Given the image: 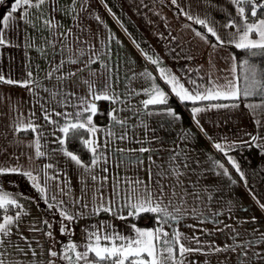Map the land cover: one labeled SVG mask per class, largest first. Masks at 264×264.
Listing matches in <instances>:
<instances>
[{"label":"crops","instance_id":"crops-1","mask_svg":"<svg viewBox=\"0 0 264 264\" xmlns=\"http://www.w3.org/2000/svg\"><path fill=\"white\" fill-rule=\"evenodd\" d=\"M69 5L71 0H52L43 6V19H53L58 25L51 29L37 20L35 9L30 10L29 17L35 27L15 13L14 21L5 29L7 43L0 46V76L32 81L26 87L0 81V169H19L0 173V191L15 197L26 213L18 223L19 231L13 225L7 238L8 259L20 264H47L53 259L48 255L50 250L62 253L70 241H52L47 235L52 221L56 226L59 221L66 222L61 210L75 215L69 227L76 237L84 239L83 243L87 242L88 231L101 222L122 234H134L128 218L118 219L106 212L96 215L94 209L101 202H112L119 206V214L126 216L124 196L139 180L143 182L141 190L145 184L154 190L162 184L170 194L179 182L175 190L188 193L182 201L179 197L172 200L175 207L169 210L179 218L163 225L169 233L175 230L188 238L199 237L203 251L186 254L185 264H264V259L255 255L264 254V209L260 206L264 204V149L256 146L264 145V107L246 106L261 100L184 101L189 103L186 106L159 75V69H164L192 92L212 87L209 80L223 87L239 76L238 69L232 71L237 64L233 60L234 46L213 47L216 40L197 35L183 14L205 19L222 40H228L235 30L226 29L224 24L230 15L239 20L235 7L229 0H211V4L207 0H176L173 5L184 19L163 0H86L82 9L77 0L72 6L76 12L67 11ZM53 7L58 10L53 12ZM144 53L158 64L151 63ZM146 73H151L154 80ZM153 82L165 92L167 102L173 100L175 105L144 108L142 101L148 98L144 90H150ZM90 85L97 94L107 92L119 97L115 104L109 100L113 104L110 113L125 124H116L110 116L104 125L93 123L99 129V159L92 167L90 152V162L84 164L91 170L86 172L61 150H67L58 143L63 135L58 126L63 125L65 117L55 113L82 112L81 102L92 100ZM193 107L205 111L194 118ZM169 109L175 115H169ZM45 110L52 113L56 124L44 120ZM87 115L90 113H84ZM21 120L25 124L31 120L38 126V133H17L15 128ZM249 134L259 138L252 146L243 143L249 140ZM37 140L44 156H36ZM215 143L222 144L224 151H218ZM141 148L146 151L141 152ZM228 157L236 161L239 172ZM47 164L53 168L45 169ZM174 169L181 173L179 177ZM224 169L228 176L223 175ZM45 171L49 175L59 173L58 180L46 181ZM23 172L37 178L36 183L45 189L43 195ZM25 181L33 188L36 201L22 192L15 193ZM17 211L10 215L15 216ZM157 226L155 216L153 228L136 227L151 230ZM33 227L37 230H31ZM21 234L37 253L35 257L19 238ZM81 242H73L79 251L84 250ZM185 243L197 247L194 242ZM17 244L27 255L16 251ZM216 247L222 251H214ZM56 264L65 261L57 258Z\"/></svg>","mask_w":264,"mask_h":264},{"label":"snow or ice","instance_id":"snow-or-ice-1","mask_svg":"<svg viewBox=\"0 0 264 264\" xmlns=\"http://www.w3.org/2000/svg\"><path fill=\"white\" fill-rule=\"evenodd\" d=\"M4 0H0V3H3ZM173 4L176 3V0H172ZM211 4V0H207ZM229 2L235 7L236 13L239 16V20L235 17L229 16L228 21L224 24L226 29H234L235 31L230 35L228 40H222L220 35L217 33L214 27L209 26L205 19H200L199 17H193L187 12L183 14L195 23L202 25L207 29V32L215 37L216 44H213V47L227 46L229 44L233 45L238 50H243L248 53L250 57L264 56V12H261L264 9V0H229ZM52 3V0H14L10 10L0 19V46L5 45L7 40L5 38V29L10 26L14 21V14L19 12L20 19L24 21L27 25H32V21L29 17L32 15L30 12L31 9H35L39 16L37 20L42 22L45 27L51 29L58 26L53 22V19H43L44 10L43 6L45 4ZM77 3V0H71V5L68 6L67 11L76 12V8L72 7ZM81 9L86 3V0H79ZM58 9L56 7L52 8V11L55 12ZM111 12V9H109ZM99 20V17H97ZM35 27V25H32ZM197 35L201 33L197 32ZM145 58L148 59L153 64H158V61L153 59L151 56H148L144 53ZM235 61V57H233ZM71 63H77L76 60L70 61ZM95 63V60L91 61ZM63 63V61L61 62ZM238 68L244 70V84L245 87L241 91L239 86V76H234L233 80H230L226 86H216L211 80L209 83L212 84V87L205 88L203 92H192L185 87L180 80L170 73H167L164 69H159L160 78L170 87L171 92L177 96L181 102L191 101L195 104L197 101L201 100H239L241 96L245 99L251 97H259L261 103L259 104H249L247 107L259 108L264 107V68H260L257 64L253 63L249 59H244L242 63L234 64L232 71L233 73L237 72ZM58 70V69H57ZM82 71V70H81ZM31 77V72L28 73ZM74 76L76 73H70ZM149 79L154 78L151 76V73H146ZM63 79V77L61 78ZM0 81H3L7 84H19L20 86H28L32 81L20 82L12 81L10 79H5L3 76H0ZM191 84H195V81H189ZM199 87V86H197ZM90 93L92 95V100H83L81 102V107L83 111H77L72 114L68 113H55L57 116H64L65 120L62 126H58V130L63 134L58 138L59 145H65L67 140L76 138L77 135L83 130L88 134L87 138L80 137L82 144L89 152L92 153L91 166L95 167L98 163V142L96 140V133L99 131L93 124L92 117L97 112V107L94 101L97 100H110L113 104L117 103L119 99L118 96L109 95L107 92L102 94H97L96 90L89 86ZM139 94V93H137ZM144 94L148 96L147 99L143 100V106L145 109H148L150 105L166 104L167 97L164 91H162L155 82L152 83L151 89H145ZM235 107L236 105H232ZM216 107H229V105H216ZM113 111H116L115 109ZM202 111H205L203 108L193 107L191 112L193 117ZM84 113H90V115L84 116ZM169 115H175L171 109L168 111ZM34 115V114H33ZM52 113H49L47 110L44 112V120L49 124H56L57 122L51 119ZM109 116L112 121L116 124L124 125L125 121L118 119L117 116L109 113ZM178 118V117H177ZM198 123V121H197ZM259 123V121H257ZM32 131L33 133H38V126L34 125L31 120L24 123L21 120L15 131L19 133L20 131ZM203 131V129H201ZM111 135V133H109ZM125 136H121L120 139H125ZM259 138L255 135L249 134V140L243 141V143L252 146ZM36 144V156H44L45 153L40 151V145L38 140ZM264 149V145H256ZM214 147L218 151H224V146L220 143H215ZM65 157L70 158L78 167L83 168L86 172L91 169L84 164L81 158L77 154L62 148ZM141 152L146 151L141 148ZM225 155L227 153L225 152ZM229 163L235 168L238 172L240 171L239 166L236 161L231 157H228ZM187 166V165H185ZM45 169H52L51 164L44 166ZM218 167L223 168L222 164H219ZM19 169L16 168H7L0 169V173H15ZM106 171V169H105ZM177 177L181 175L178 170H175ZM23 175H26L30 180L34 182V187L43 195L45 189L40 187L39 183H36V177L32 175L31 172H23ZM45 179L47 180H58L59 173H54L49 175L47 171L44 173ZM223 175L228 176L229 173L227 169H224ZM151 178V177H150ZM243 173L241 172V179H243ZM93 180L96 177L93 175ZM67 182L65 181V184ZM142 181H134L130 191H128L125 196L124 208L127 210V214L120 215L119 206L109 202L105 205L101 202L95 209L94 214L99 215L100 212H106L110 215H114L118 219H127L128 217H138L142 213H152L156 216L157 227L151 230L140 229L135 225H132L133 233L131 235H125L114 228L111 225H108L104 222H101L99 227L94 228L91 231H88L87 242L83 245L84 250L79 251L78 245L73 242H69L63 249V252H58L55 250H50L48 255L53 259L49 260L47 264H56V259H62L65 261V264H185L186 254L191 252H202L203 248L201 246V241L199 237L193 236L191 238L183 236L179 231H173L171 233L163 230V225L168 224L169 220L175 221L179 217L173 215V212L170 211V207L174 208L172 200L179 197L182 201L184 195L188 193H178L175 188L179 187V182L171 190V193L165 191V185H158L154 190L148 184L144 185V189L141 190L139 185L142 184ZM63 191V189H61ZM116 195H119L117 192ZM167 199L168 203H165ZM264 209V204L260 205ZM50 207H58L57 205H50ZM87 207V204L84 205ZM19 209L15 213V216L9 215V211L12 209ZM0 211L3 215L0 216V264H20V261H13L8 259V252L5 248L6 243H9L7 238L12 235L13 225H17L22 217L26 213L23 210L22 205L18 204L17 199L7 192L0 191ZM176 212H179L180 209L176 208ZM60 215L63 220L73 222L76 218L73 213H69L66 210H61ZM82 215V214H81ZM255 223V218L252 220ZM50 227V226H49ZM109 229H112L109 231ZM33 231L37 230L35 227L31 229ZM61 234L70 233L69 224H65L61 228ZM47 235L52 236L51 232H48ZM264 235V233H262ZM26 244H28V251L32 253V256L35 257L37 253L32 249L30 242L27 237H24L22 234L19 237ZM185 241L194 242L197 247L190 248L186 246ZM227 247V246H226ZM247 247V246H245ZM15 249L18 252L27 253L24 251L19 244L15 245ZM214 251H222V249L216 247ZM246 255V253H245ZM260 259H264V254L259 252L255 253ZM243 264V262H242Z\"/></svg>","mask_w":264,"mask_h":264},{"label":"trees","instance_id":"trees-1","mask_svg":"<svg viewBox=\"0 0 264 264\" xmlns=\"http://www.w3.org/2000/svg\"><path fill=\"white\" fill-rule=\"evenodd\" d=\"M14 0H4L3 3H0V19L1 16L10 8L11 4ZM164 3H166L172 10L181 18H186L183 15H181L180 11H178L174 5L171 3V0H163ZM261 12H264V9L261 10ZM187 22L191 23V25L199 32L201 33L205 38L210 40H215L213 36H211L205 27L202 25H199L195 23L192 20L187 19ZM233 54L235 56L236 62L242 63L244 59H249L253 63L257 64L260 68H264V56H256V57H250L247 52L243 50H238L234 47H231ZM239 71V85L241 88V91L244 89V70L242 68H238ZM240 99H245L243 96H241ZM248 99H260L259 97H251ZM186 106L189 105L187 102H183ZM175 105V102L173 100H170V102H167L166 104H158L157 106H173ZM97 112L92 117L93 123L95 125H104L109 121V113L111 109L113 108V104L109 100H97L96 102ZM22 133L29 134V131H24ZM88 134L84 132L83 130L77 135L76 138H73L71 140H67L65 143V146L68 151L77 154L81 160L88 164L90 162V152L87 148L84 147V145L81 142L80 137L87 138ZM17 209L12 208L9 211V215L14 213ZM3 213L0 211V216H2ZM128 221L136 226H143V227H150L153 228L155 226V216L152 213H142L138 217H128Z\"/></svg>","mask_w":264,"mask_h":264},{"label":"rangeland","instance_id":"rangeland-1","mask_svg":"<svg viewBox=\"0 0 264 264\" xmlns=\"http://www.w3.org/2000/svg\"><path fill=\"white\" fill-rule=\"evenodd\" d=\"M23 184H24L23 185L24 187L23 188L19 187L15 193L18 192L19 194H21V192H22V195L27 196L30 199L36 201L37 196H36L35 192L33 191V188L30 185H28L27 182L23 183ZM57 224H58V226H56V224L52 221L51 224L49 225L50 227L48 226L49 232L52 233V236H50V239L52 241H56V240L61 239V241H67L68 240L70 242L71 241H73V242H76V241L81 242L82 241L81 243L84 242V239L81 238L80 236L76 237V232L73 230H70V233H65L63 235L61 234L60 230H61L62 226L65 224H69V222L59 221ZM83 244H85V243H83Z\"/></svg>","mask_w":264,"mask_h":264}]
</instances>
